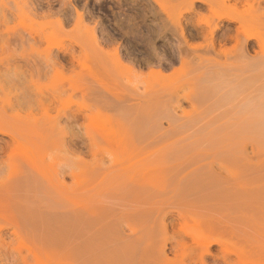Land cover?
Instances as JSON below:
<instances>
[{
  "label": "rangeland",
  "instance_id": "rangeland-1",
  "mask_svg": "<svg viewBox=\"0 0 264 264\" xmlns=\"http://www.w3.org/2000/svg\"><path fill=\"white\" fill-rule=\"evenodd\" d=\"M0 264H264V0H0Z\"/></svg>",
  "mask_w": 264,
  "mask_h": 264
},
{
  "label": "bare ground",
  "instance_id": "bare-ground-1",
  "mask_svg": "<svg viewBox=\"0 0 264 264\" xmlns=\"http://www.w3.org/2000/svg\"><path fill=\"white\" fill-rule=\"evenodd\" d=\"M235 42V41H234ZM101 48V47H100ZM200 52V51H199ZM201 70V69H200ZM55 72H56V70H55ZM59 71H57V73H58ZM159 72V71H158ZM45 112V111H44ZM91 115V114H90ZM108 133V132H107ZM116 136V135H115ZM232 228V227H231ZM192 241H190L189 243H191ZM197 242V241H196ZM211 243H213V242H211ZM207 244V243H206ZM208 244H210V242H208Z\"/></svg>",
  "mask_w": 264,
  "mask_h": 264
}]
</instances>
